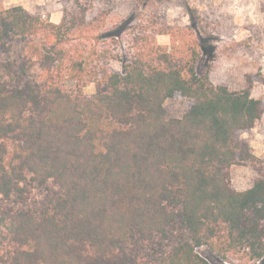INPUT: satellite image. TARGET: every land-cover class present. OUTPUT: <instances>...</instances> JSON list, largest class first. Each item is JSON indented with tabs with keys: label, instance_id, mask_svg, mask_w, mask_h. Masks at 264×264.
<instances>
[{
	"label": "trees",
	"instance_id": "obj_1",
	"mask_svg": "<svg viewBox=\"0 0 264 264\" xmlns=\"http://www.w3.org/2000/svg\"><path fill=\"white\" fill-rule=\"evenodd\" d=\"M88 1L53 22L0 0V264L264 259V158L243 137L264 116L255 76L235 90L200 74L214 35L188 38L151 0L129 38ZM236 165L251 187H233Z\"/></svg>",
	"mask_w": 264,
	"mask_h": 264
},
{
	"label": "rangeland",
	"instance_id": "obj_2",
	"mask_svg": "<svg viewBox=\"0 0 264 264\" xmlns=\"http://www.w3.org/2000/svg\"><path fill=\"white\" fill-rule=\"evenodd\" d=\"M71 2L2 0L5 7L27 5L31 7V12L52 21L53 17L61 16L62 19L63 10ZM88 4L92 5L98 20L108 22L110 26L124 24L122 33L124 38H129L132 26L137 21L125 23L124 19L134 8H139L137 0H89ZM156 8H162L167 22L175 29H183L188 38L192 37L188 36L191 32L195 37L198 26L207 34L214 35L209 41L211 51L204 50L198 62L200 74L208 73L216 84H226L235 90L247 87V76L252 74L255 76L252 95L264 100V0H151L146 9L152 11ZM172 40V35L158 36L159 43L163 45H169ZM106 41L111 42L112 38L106 37ZM85 90L94 93L95 85L89 84ZM189 103L187 99L173 98L166 100L165 107L171 116L181 117ZM243 137L249 140L254 153L264 158V116ZM255 176L251 165H236L231 172V183L235 189L245 190L251 187ZM198 251L211 264H238L215 258L205 246ZM251 264H264V259Z\"/></svg>",
	"mask_w": 264,
	"mask_h": 264
},
{
	"label": "crops",
	"instance_id": "obj_3",
	"mask_svg": "<svg viewBox=\"0 0 264 264\" xmlns=\"http://www.w3.org/2000/svg\"><path fill=\"white\" fill-rule=\"evenodd\" d=\"M25 7L29 10V11H31V7H29V6H27V5H25ZM53 19V21H55V22H59L60 21V19H61V16H60V18H52Z\"/></svg>",
	"mask_w": 264,
	"mask_h": 264
}]
</instances>
